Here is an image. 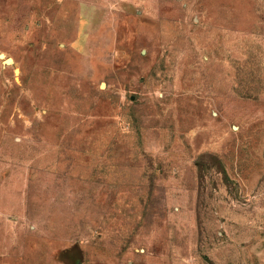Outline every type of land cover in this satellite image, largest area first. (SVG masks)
<instances>
[{"label": "rangeland", "instance_id": "1", "mask_svg": "<svg viewBox=\"0 0 264 264\" xmlns=\"http://www.w3.org/2000/svg\"><path fill=\"white\" fill-rule=\"evenodd\" d=\"M1 53L0 264H264V0H0Z\"/></svg>", "mask_w": 264, "mask_h": 264}, {"label": "water", "instance_id": "2", "mask_svg": "<svg viewBox=\"0 0 264 264\" xmlns=\"http://www.w3.org/2000/svg\"><path fill=\"white\" fill-rule=\"evenodd\" d=\"M4 56V54L3 53H1L0 54V57H3ZM0 59H2V58H0ZM4 62L6 63V64H11V63H13V59H11V58H8L7 60H4ZM18 71V72H17ZM16 73H17V75L19 74V70H16Z\"/></svg>", "mask_w": 264, "mask_h": 264}]
</instances>
